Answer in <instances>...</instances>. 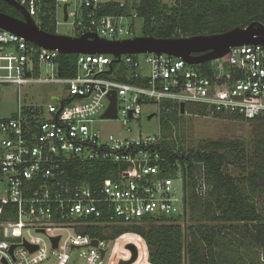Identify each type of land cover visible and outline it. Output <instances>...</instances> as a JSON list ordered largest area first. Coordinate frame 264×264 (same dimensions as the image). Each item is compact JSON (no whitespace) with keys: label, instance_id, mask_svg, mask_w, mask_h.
I'll return each mask as SVG.
<instances>
[{"label":"built area","instance_id":"built-area-1","mask_svg":"<svg viewBox=\"0 0 264 264\" xmlns=\"http://www.w3.org/2000/svg\"><path fill=\"white\" fill-rule=\"evenodd\" d=\"M13 1L37 27L49 11L57 35L63 24L70 27L69 37L94 34L106 41L135 37L133 24L122 22L136 19V14L101 15L105 3L99 0ZM59 55L0 29V85L19 90L30 84H55L64 93L44 108L19 102L10 117L0 118V216L5 217L0 221V264L3 260L6 264H67L69 253L79 249H87L82 264H101L113 241L91 238L79 229L108 230L150 218L182 217L187 211L189 190L180 167L162 156L161 133L120 139L103 135L96 127L100 121L121 119L129 130L128 122L138 120L143 105L152 103L158 108L163 103L177 108L180 103L204 106L205 118L264 120L261 45L231 48L226 55L229 70H222L221 59L217 60L215 82L181 59L154 53L121 55L118 63L110 55L78 54L74 76L66 78L58 74ZM139 56L147 75L142 74ZM119 63L127 70L126 81L112 73V65ZM111 91L116 94V118L103 119ZM72 160L105 163L111 169L93 185L75 182L66 171ZM195 179L193 193L203 198L208 190L203 167ZM175 181L182 184L181 194ZM56 237L57 246L52 248L50 238ZM92 240L97 241L96 247L90 245ZM23 242L37 250L30 253ZM101 250H106L102 259Z\"/></svg>","mask_w":264,"mask_h":264},{"label":"trees","instance_id":"trees-1","mask_svg":"<svg viewBox=\"0 0 264 264\" xmlns=\"http://www.w3.org/2000/svg\"><path fill=\"white\" fill-rule=\"evenodd\" d=\"M0 13L24 20L15 8L3 0H0ZM99 13L127 17L135 13L136 19L142 22V36L155 39L223 34L252 22L264 26V0H175L173 6L161 0H132L131 3L124 0L121 3H105ZM38 28L46 33H55L49 11L41 18ZM76 58V55L58 56L59 76H74ZM227 62L228 57L221 59L224 71L229 70ZM192 68L211 81H217L219 70L215 61ZM112 73L120 75L118 80L126 81L128 74L124 65L113 64ZM184 113L205 116L206 108L187 105ZM159 114L162 156L181 169L189 190L186 203L191 220L211 224H188L186 237L181 216L150 218L134 225H114L110 228V235H105L106 228L100 226H85L78 232L102 241H114L124 234L137 235L145 244L149 264H184L185 246L187 264H237L232 257H226L225 248L233 247L232 253L238 255L237 259H242V252L237 247L244 244L256 249L264 259V207L259 208L255 202V197L264 196V160L248 167L249 170L246 167L241 177H234L227 172V167L245 160L242 143L215 141L200 150L185 149L168 138L184 116L180 115V109L163 103ZM201 167L208 188L203 198L193 193L195 177ZM110 169L109 164L82 163L78 160H72L66 167L70 180L89 185L107 177ZM4 219L0 216V221ZM220 237H228L227 242L221 243Z\"/></svg>","mask_w":264,"mask_h":264},{"label":"rangeland","instance_id":"rangeland-1","mask_svg":"<svg viewBox=\"0 0 264 264\" xmlns=\"http://www.w3.org/2000/svg\"><path fill=\"white\" fill-rule=\"evenodd\" d=\"M101 3L109 2H123L124 0H99ZM168 6H173L175 0H161ZM131 3L132 0H127ZM19 12V11H18ZM58 21L62 22L61 14L58 15ZM122 24H133V33L135 37L142 36V22L139 19L132 20L128 18ZM70 27L67 25L58 26V34L68 36L70 34ZM141 62L142 74L147 75V66L143 64L142 57L139 56ZM217 68L220 61L215 60ZM62 88L55 84H30L21 87L19 90L15 86L0 85V118L10 117L17 109V103H22L25 107H42L51 103L57 96H63ZM153 115L151 119H148ZM160 114L158 105L155 103L146 104L142 107V114L138 120L129 121V130L123 127L121 119L100 121L96 127L103 135L112 134L120 139H135L137 137L153 136L161 133ZM173 141H177V145H181L185 149H201L205 145H209L215 141H232L242 143L244 146L245 160L236 165L227 167V172L234 177H241L242 170L254 164H259L264 160V121H242L230 117L223 118H205L203 116H196L184 114L181 121H179L173 128L171 135L168 137ZM249 170V168H248ZM181 173V172H180ZM175 185L181 194L182 184L175 181ZM255 202L259 208L264 207V196L255 197ZM205 224L211 223L191 220V215L186 216V225L188 224ZM184 228V225H183ZM105 235H110L111 230H105ZM228 237H220L221 243L227 242ZM133 244L138 251V258L134 264H149L147 251L142 239L134 234H124L115 239L112 244H109V250L101 264H117V262L124 258L126 254L125 246ZM246 244H244L245 246ZM248 247V246H246ZM249 250V251H248ZM242 250L245 253L242 256L241 263L248 264V262L255 261L254 255L257 257L259 253L256 249L249 247V249ZM87 254V249L74 250L69 253L67 264H82L84 256ZM226 253V257H227ZM232 255V254H231ZM238 255H232V259L236 262ZM230 254L227 258H230ZM247 257L248 262L246 260ZM259 258V257H258ZM258 260V259H257ZM260 264H264L259 260ZM259 262H256L259 264ZM255 263V264H256Z\"/></svg>","mask_w":264,"mask_h":264},{"label":"water","instance_id":"water-1","mask_svg":"<svg viewBox=\"0 0 264 264\" xmlns=\"http://www.w3.org/2000/svg\"><path fill=\"white\" fill-rule=\"evenodd\" d=\"M5 3L19 11L24 20H18L9 15L0 13V29L18 35L26 41L46 49L57 51L60 55L78 54H99L112 56L113 63L120 61L121 55H141V54H166L168 56L181 59L189 66L200 65L224 58L231 48L247 45H261L264 47V26L258 22H252L246 27H237L226 33L217 35H198L193 37H179L171 39H155L152 37H134L122 41H106L99 39L94 34H86L81 37H69L64 35L50 34L40 30L36 24L27 16L25 10L13 0H4ZM64 20H66V6L63 7ZM109 106L101 115L103 119L116 118V94L111 91L108 94ZM180 114H184L185 105L180 103ZM150 115L148 119H151ZM186 216L184 209L182 219L184 225V237H186ZM43 233V232H42ZM185 240V238H184ZM52 248H56L58 237L50 238ZM91 246L96 247L97 241L92 240ZM30 253L37 250L35 245L23 242ZM15 246L10 247L12 254ZM186 246L184 247V264L186 260ZM78 249V247H71ZM125 249L130 252L128 261H120L119 264H131L138 258L136 246L128 244ZM106 250H101V259L104 258ZM2 264H6L3 260Z\"/></svg>","mask_w":264,"mask_h":264},{"label":"crops","instance_id":"crops-1","mask_svg":"<svg viewBox=\"0 0 264 264\" xmlns=\"http://www.w3.org/2000/svg\"><path fill=\"white\" fill-rule=\"evenodd\" d=\"M231 248V249H230ZM226 253H228L227 254V257H228V255L230 254V256L232 257V255H234L233 253H232V251H233V247H230V246H227L226 248ZM237 249L240 251V252H242V250H248L249 249V247H246V246H242V247H237ZM230 251V252H229ZM249 251V250H248ZM232 254V255H231ZM245 255V253H242V255L241 256H244ZM230 257V258H231ZM259 257V258H258ZM256 256V255H254V257L253 258H255V261H253V262H248V259L250 258V257H247L246 258V260H247V262H248V264H255L256 262H259V260L261 261V262H263L264 263V259H263V257H262V255L259 253V256ZM238 258V257H237ZM258 259V260H257ZM237 260H239V259H237ZM237 264H242L241 263V259L238 261V262H236ZM257 264V263H256ZM259 264H260V262H259Z\"/></svg>","mask_w":264,"mask_h":264},{"label":"flooded vegetation","instance_id":"flooded-vegetation-1","mask_svg":"<svg viewBox=\"0 0 264 264\" xmlns=\"http://www.w3.org/2000/svg\"><path fill=\"white\" fill-rule=\"evenodd\" d=\"M4 1V0H3ZM5 2V1H4ZM20 13V12H19ZM21 14V13H20ZM22 15V14H21ZM23 17V16H22ZM24 18V17H23ZM130 257H131V255H130V252L127 250L126 251V254H125V256H124V258L123 259H121V260H119L118 262H117V264H119V262L120 261H128L129 259H130ZM136 262V261H135ZM135 262H133V263H131V264H134Z\"/></svg>","mask_w":264,"mask_h":264}]
</instances>
